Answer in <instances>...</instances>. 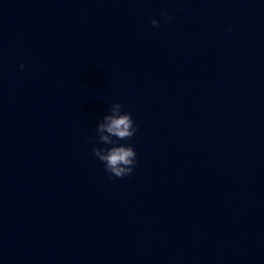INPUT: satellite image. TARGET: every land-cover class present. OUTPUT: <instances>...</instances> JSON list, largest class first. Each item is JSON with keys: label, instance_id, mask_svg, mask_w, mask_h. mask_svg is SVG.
<instances>
[{"label": "water", "instance_id": "95a60500", "mask_svg": "<svg viewBox=\"0 0 264 264\" xmlns=\"http://www.w3.org/2000/svg\"><path fill=\"white\" fill-rule=\"evenodd\" d=\"M0 264H264V0H0Z\"/></svg>", "mask_w": 264, "mask_h": 264}, {"label": "clouds", "instance_id": "9594fccd", "mask_svg": "<svg viewBox=\"0 0 264 264\" xmlns=\"http://www.w3.org/2000/svg\"><path fill=\"white\" fill-rule=\"evenodd\" d=\"M177 11H182V9L178 8ZM162 15L167 18L166 22L174 19L166 9L162 11ZM151 25L159 28L160 22L153 18ZM227 30L231 31V28ZM24 67V63L19 65L20 70H23ZM122 109L121 103H112L108 114H105L102 120L97 123L96 134L92 138L96 144L105 145V147L94 146L92 152L103 163L110 178L130 176L137 163L134 147L130 144L120 143V141L130 140L138 131L131 113L122 111Z\"/></svg>", "mask_w": 264, "mask_h": 264}]
</instances>
